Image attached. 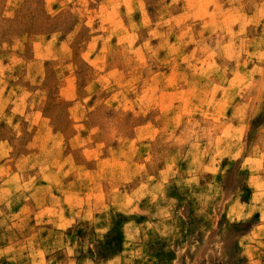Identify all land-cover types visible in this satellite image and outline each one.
Returning a JSON list of instances; mask_svg holds the SVG:
<instances>
[{
	"label": "rangeland",
	"instance_id": "obj_1",
	"mask_svg": "<svg viewBox=\"0 0 264 264\" xmlns=\"http://www.w3.org/2000/svg\"><path fill=\"white\" fill-rule=\"evenodd\" d=\"M43 2L0 18L42 31L46 60L24 64L40 114L19 137L0 124L13 143L0 148V264L264 263L247 237L264 217V9L244 31L255 0H74L51 15ZM229 8L230 35L229 17H213ZM161 89L174 93L162 111ZM135 91L156 109L139 110ZM22 153L38 156L16 167ZM51 155L66 169L44 177Z\"/></svg>",
	"mask_w": 264,
	"mask_h": 264
},
{
	"label": "crops",
	"instance_id": "obj_2",
	"mask_svg": "<svg viewBox=\"0 0 264 264\" xmlns=\"http://www.w3.org/2000/svg\"><path fill=\"white\" fill-rule=\"evenodd\" d=\"M24 1L25 0H0V18H3L5 20H12L15 16H18L17 14L21 13L23 8H24ZM45 4V8L48 11V15H51L52 13L54 14L55 12L64 9L66 6H69L72 4L74 0H43ZM251 1V0H249ZM253 1V0H252ZM257 2V8L256 10H251V9H245L244 11V21L247 23L246 28L249 27L250 24H252V21L250 18L252 16H257L261 11L264 9V0H255ZM260 7L261 9H259ZM213 17L214 18H219L221 16L223 17H229V20L231 22V17L240 16L238 15V11H236L235 8H229L223 11H220V16L217 17V10H213ZM21 20V19H20ZM9 23V22H8ZM232 23V22H231ZM229 25L228 33L236 34V26L237 24L232 23ZM156 29V26H150V31H153ZM28 30H24V27H17L15 29L12 28V26H9L7 28H0V34H5L6 37H4V40H2V37L0 35V124L3 123L5 124L2 128H7V129H15L17 137L22 135V131L24 130V116L26 115V121H28L31 117L34 116V114H40L39 110L34 111L29 110V102L27 103L26 101L24 102V70H26L24 64H28L29 66L33 65H40L44 66L46 64V60H44L42 57L37 54V51H41V49L44 48V43L43 40L41 39L44 37V34L42 31H36L35 35L32 32H27ZM155 31V30H154ZM153 31V32H154ZM223 36L221 37L222 39H219L221 45L223 47H226V45L230 44L231 39L230 36ZM222 41H224L222 43ZM212 42V40H211ZM157 43V42H156ZM232 43L234 44L235 41L232 39ZM152 44H155V42H152ZM153 46V45H152ZM155 46V45H154ZM30 48L32 50L33 55L29 59H24V48ZM222 47V48H223ZM124 48H126L124 46ZM142 46H139L138 48L136 45L134 46V51H138L141 49ZM154 48V47H152ZM156 48V47H155ZM166 57V56H165ZM167 58V57H166ZM137 58L134 59L136 61ZM166 61V60H165ZM164 63H170V61L164 62ZM164 77V81H172L173 80V71L168 69L165 72L162 73ZM179 73H175V75H179ZM13 81H17L13 83ZM171 87V85L169 84ZM188 91V90H187ZM187 91H180L181 94L185 93ZM144 91L138 92L135 91L132 95V101L134 105H138L139 110L142 109V107H149L150 109H156V104L157 100L155 101L153 98L148 97L152 96V94L147 95L148 97V102L143 104L142 100L144 97ZM174 93L172 92H167L166 89H161L160 95H159V109L162 111V106L167 104L169 102V99L171 101L172 96ZM163 100L164 104L160 102V100ZM123 101V100H122ZM156 126L154 122H147L144 123L143 125H136L135 130H144L146 128L152 129ZM0 127V128H1ZM50 134L53 136L52 131L50 130ZM59 133L55 134V138ZM140 138V137H139ZM41 138H36V141H39ZM9 143L13 144L11 140L8 141L6 138H1L0 137V148L4 149L6 146L9 145ZM37 149L40 151L43 149L42 144H38ZM46 149V147H45ZM9 151L11 149L9 148ZM46 152V150H45ZM36 153V152H35ZM37 157L38 155L32 153L30 156L24 155L22 153L20 157L17 160V165H23L24 166V159L28 158V160H33ZM51 159H46L47 163H51L49 165V168L46 171L41 172L44 177L47 176H59L61 175L64 170L66 169L65 166L61 167L64 161H66L67 157L62 158L58 155H51ZM52 168V169H51ZM50 169V170H49ZM40 173V172H39ZM67 174V173H66ZM9 179L11 181H14V178L20 177V182L19 184L24 185L26 183V179L28 177L25 175L23 171H20V169L17 170H11L10 174L8 175ZM258 175L252 174L248 178V183L249 181H253L254 178H258ZM55 180H53L54 182ZM250 187V186H249ZM252 188V189H251ZM251 192H259V190L255 191L253 187L251 186ZM47 191L49 192H54V188H50ZM264 216V215H263ZM264 217H259L251 227L250 230L247 234V237L251 236L255 239L258 240V245L261 247V249L256 248L253 252H251V256L253 255L257 258L264 257ZM260 264H264L263 261H260Z\"/></svg>",
	"mask_w": 264,
	"mask_h": 264
}]
</instances>
